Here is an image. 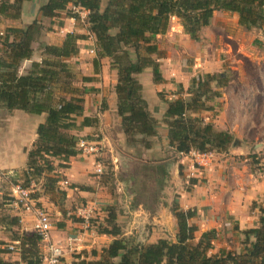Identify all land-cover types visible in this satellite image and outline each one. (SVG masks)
<instances>
[{
	"label": "trees",
	"instance_id": "trees-1",
	"mask_svg": "<svg viewBox=\"0 0 264 264\" xmlns=\"http://www.w3.org/2000/svg\"><path fill=\"white\" fill-rule=\"evenodd\" d=\"M25 1L30 0H1L0 16L20 19ZM69 5L88 11L87 29L96 39L95 70L100 68L102 58H111V67L118 73L115 85L118 114L127 142L130 145L142 142L146 148L152 146L147 138L158 135L159 120L150 111L137 76L151 67L154 81H163L157 35L166 33L171 19L178 18L194 40L200 39L201 30L210 25L216 10L237 13L239 24L246 28L264 24V0H108L104 7L102 0H47L40 12L42 17L54 19ZM68 16L79 18L77 13ZM42 28L41 20H34L24 27L9 26L6 32L0 33L3 46L0 49V106L10 112L20 109L46 114L28 151L23 180L18 178L19 170L14 176L9 177L8 173L7 177L26 187L42 180L45 193L65 197L67 192L60 184L66 179L59 169L67 168L70 159L80 154L77 147L80 138L75 132L97 122V118L89 116L78 122V117L84 114V89L74 86L75 73L69 63L70 58L80 53L79 41L86 39L87 34L69 32L59 45L44 42L41 59L33 60L27 72L21 73V64L34 57V44L39 43L37 38ZM132 52L136 54L135 59ZM228 81L225 73H203L191 79L186 91L180 85L172 100H166L163 92L159 93L168 104L164 121L168 126L169 145L175 152L224 153L241 144L231 131L218 129L213 121L202 116L203 112L213 109L210 101L222 95L217 88L226 86ZM260 210V225L243 231L245 247L241 253L226 249L212 253L217 237L215 229L202 232L196 242L198 227L190 222L196 210H184L178 203L172 208L178 224L176 241L161 238L149 244L127 243L119 237L122 231L112 214L100 233L113 235V241L102 249L99 258L87 259L80 255L72 264H264V206ZM7 225L20 228L19 217L13 216ZM12 239L19 242L23 262H42V238L37 232L22 231ZM9 252L7 247L0 246V264H16L2 256ZM92 254L97 255V251L93 250ZM118 257L120 260L114 261Z\"/></svg>",
	"mask_w": 264,
	"mask_h": 264
},
{
	"label": "crops",
	"instance_id": "crops-1",
	"mask_svg": "<svg viewBox=\"0 0 264 264\" xmlns=\"http://www.w3.org/2000/svg\"><path fill=\"white\" fill-rule=\"evenodd\" d=\"M46 2L47 0L25 1L22 5L20 19L15 20L13 22L14 24L8 26L24 27L34 20L40 19L42 17L40 7ZM84 13L87 15V11ZM59 19H61L62 22L60 23L62 24L58 26L55 25L56 32H52L51 34L44 33L41 41L48 44L59 45L69 32L84 33V30L78 29L76 20L73 17H69V19L67 17H61ZM53 20H55V18ZM171 20L170 28L166 33L157 35L158 48L161 52L158 61L160 63L163 81L158 83L154 81L153 69L151 67L146 68L137 76L142 84V93L149 104L150 111L153 116L159 120L158 135L147 138L152 142V146L150 148L143 146L145 150L144 155L146 154L150 157L149 159L166 151L165 148H170L168 126L164 121V114L168 104L161 99L159 93H168L167 95L164 94L165 99L172 100L176 97L175 92L179 89L178 85H183L184 89L186 88L187 90L194 76L219 71L217 65L211 64L216 51L211 50L209 45L219 41L220 33L218 32H220L221 28L226 27L225 30H227L230 26L234 28L240 26L237 13L216 10L210 25L201 30L200 39L194 40L184 31L178 18L173 17ZM0 29H2L1 23ZM87 30L88 29H86V34L90 33ZM170 45L172 48L182 51L179 61L174 59L175 57L172 54ZM79 47L80 53L69 59V62L71 61L75 64V71L84 79V114L78 117V122H80L84 116L97 118V122L75 133L80 138L89 137L91 139V135H95L94 137L100 135L99 138L93 139L98 140L103 147L101 154L98 155L101 156L106 144L112 146V149H114L113 146L119 141L127 143V136L121 124L122 119L118 114V96L115 90V85L118 82V73L116 69H112L111 58L109 57L102 58L100 68L97 71L95 70L94 59L96 58V52H94L95 54H91V50H95L96 47V39L93 34L84 40H80ZM164 51H167L166 54ZM88 55H94L90 58L91 62L86 59ZM41 57L42 54L35 51L32 59L22 63L20 68L21 73H26L32 61H39ZM213 69L214 71L212 72ZM202 116L206 118L207 115L203 112ZM45 118L46 114H31L20 109L10 112L0 106V183H4L5 175L7 176L11 171L25 169L28 161V151L32 148L37 138L38 125L43 122ZM220 129L228 130V127L225 126V128H222L221 126ZM234 130L235 128L233 127V130H231L232 133ZM89 134L91 135L88 136ZM244 144L245 143L242 145L244 146ZM243 146H240L239 149L243 150ZM129 149L133 150L135 147L129 146ZM232 150L233 149H231V152L234 151L235 155H242V152H239L238 149ZM82 155L85 156V154ZM82 155L79 154L72 158L65 173L68 180H64L62 183H81V181L86 180L87 169L91 168V166L93 167L94 163H92L91 159L83 158ZM193 155L194 152H190L189 154L178 153V158L180 160L177 162L174 173L179 166L187 163L189 164L187 159ZM225 155H228V152H214L212 157L216 159L215 162L212 163V165L207 164V170L211 172L209 186H197L195 184L197 182H195L194 188L191 191H187V189L184 190V188L175 189L176 182L179 181V178L177 180V177H175V185L166 184V189H164L163 192L167 194L166 202L169 205L172 204L175 195H177L178 203H180L182 209L196 210V216L192 218L190 222L195 224L198 229L200 228V231L216 230L217 237L214 241L212 253H218L221 249L241 253L244 251L245 247L243 243L245 238L243 231L260 225V217L262 215L260 207L264 206V179H260L253 175L246 164L239 167L237 163H228L230 158L225 157ZM155 158L160 159V157ZM189 166L193 168L192 165L189 164ZM194 168L196 169V167ZM183 184L186 185V182H183ZM100 185L101 187H98ZM104 186V184L98 183L96 187L102 189ZM73 187L77 188L74 185ZM208 187H210L209 191L207 189ZM72 192L76 197H79L78 194H75L74 189H72ZM97 192L99 193V191ZM79 193L82 195L83 192L80 191ZM98 193L96 194L99 195ZM72 195V193L68 194V196ZM133 195L134 194H132V197H134ZM84 197H86L85 194ZM91 197L92 198H89L88 202L96 207L97 200L99 199L94 197V200L93 196ZM36 200L37 203H40L42 198L39 197L36 198ZM90 210L91 208H86L84 212L89 213ZM128 210L134 215V228L136 225V227L140 229L143 220L149 221L150 225L152 224V227H150L152 231H150L151 229L148 227V233H146V235L140 234V241L143 243H155L161 238L176 241L178 234L177 219L172 211L170 212L167 210L163 202L160 203L159 206H156L155 209L150 208L148 203H138V205L129 206ZM14 213V215L19 217L21 231H27L28 233L36 232L34 212L18 209L14 211ZM169 213L171 222L167 224L164 217L168 216ZM135 233H140V231L136 230ZM50 235L51 241L65 244L68 237L70 235H76V233H68L63 225H53ZM105 236L108 237L109 240L115 238L113 235L106 234ZM250 237L251 240L255 239L254 235ZM0 242H5L6 244L0 245L5 247L16 241H14L8 233H4L0 235ZM48 245L46 240H41L40 249L42 262L40 264H45L43 257L48 253ZM11 254L14 256L13 258H9L10 253L2 254V256L6 260L16 262V264L18 262H23L20 252ZM66 257H68V255ZM23 263L26 264L25 262ZM67 263L71 264V260ZM64 264H66V261H64Z\"/></svg>",
	"mask_w": 264,
	"mask_h": 264
},
{
	"label": "rangeland",
	"instance_id": "rangeland-1",
	"mask_svg": "<svg viewBox=\"0 0 264 264\" xmlns=\"http://www.w3.org/2000/svg\"><path fill=\"white\" fill-rule=\"evenodd\" d=\"M107 1L102 0L103 7ZM74 7L73 5H69L55 20L45 17L36 19L41 20L43 28L40 36L37 38V42L39 43L34 44L35 51L41 53V47L45 44L41 41L42 35L44 33L51 34L52 32H56L55 25L62 24L59 18L67 17L69 19V14H79L78 19L74 18L76 26L78 29L84 30V33H87V15L84 13L86 10L78 8V11H76ZM15 20L17 19L0 16V23L2 25L0 31L6 32L7 27H9L8 25L14 24ZM225 28H221L220 32H218L220 33L219 41L211 43L209 47L211 50L216 51L211 64L217 65L219 68V71H214L213 69L212 72L214 71V74L225 73L229 81L224 87H216L221 90L222 95L210 101L213 104V109L204 113L207 115V120L213 121L218 129L221 126L222 128L228 127L229 131L233 130V127L235 128L233 134L241 144L232 146L228 150V155H225V157L230 158L228 163H237L239 167L246 164L253 175L264 179V24L260 27L251 28H246L242 25L237 28L230 26L227 30ZM91 34L88 33L87 37ZM52 35L57 36L55 34ZM1 42L2 39L0 38V49L3 48ZM170 49L175 57L174 59L179 61L182 51L172 48L171 45ZM164 52L166 54L167 51ZM132 53L135 59L136 54ZM92 56L88 55L86 57L87 61L91 62L90 58ZM153 57L156 58L157 56L154 54ZM69 63L75 73L73 78L74 86L82 91L84 79L75 71V64L71 61ZM178 87L179 89L177 90H180L179 85ZM184 90L186 91V88ZM163 94L167 95L168 93ZM183 95L186 98L188 97L187 94ZM94 136L91 135L92 138L100 137V135ZM86 139L91 138L86 137ZM119 142L113 146L114 149H112V146L106 144L101 156H84L80 152L83 158L91 159L94 165L87 169L86 180L81 181V183L68 182L64 184V182H61V188L67 192L65 197H61L59 193H54L53 195L45 193L42 180L38 183L33 181L29 185L32 189V196L34 198H42V201L37 203V205L49 213L54 226L63 225L68 233L74 232L81 236V240L74 244L68 245V242L65 244L60 243L63 245L65 251L64 261H66V264L70 260L72 264L76 257L80 255L87 259H97L100 257L102 249L109 246L113 241V239L109 240L105 236L106 234L100 233V230L108 223L107 221L112 214L116 216V222L122 231L119 237L124 238L127 243L145 244L140 241V234L146 235L148 227L151 229L152 224L150 225L149 221L143 220L140 229L136 225L134 228V215L130 213L128 207L138 205V203H148L150 208L155 209L156 206H159L163 202L167 210L171 212L173 205L178 203L177 195H175L172 204L169 205L166 202L167 194L163 190L166 189V184L175 185V177H177V180L179 178L175 189L184 188V190L191 191L194 188L193 180H196L197 183L195 184L197 186L210 185L211 172L207 170L206 166L212 165L215 162L216 159L212 156H209V159L203 162L200 158L197 161L193 156H190L187 162L190 165L193 164L196 169L191 168L187 163L181 165V167L179 166L174 173V169L177 167V162L180 159L178 158V153L171 147L165 148L166 151L155 156L160 157V159H156L155 157L149 159L150 157L146 154L144 155L145 150L142 142H139L137 145H130L124 141ZM243 143H245L244 146L242 145ZM129 146L135 147V149L131 150ZM240 146H243L244 149H239ZM231 149H238L239 152H242V155H235L233 150L231 152ZM71 161L72 158L69 164ZM97 161L103 165V172L100 174L96 173ZM67 168L59 169L66 180H68V177L65 175ZM18 170L21 172L18 178L23 180V169ZM15 171H11L9 177L14 176ZM9 177L5 175L4 183H0V235L8 233L13 238L17 233H22L21 227L7 225V222L11 221L13 216H17L14 215V211L24 208L22 204L16 205L14 203L15 198L11 189L13 182ZM183 182H186V185ZM98 183L104 184V188H98L101 185L96 187ZM73 185L77 188H74ZM72 189H74L75 194H78L79 197L74 195ZM207 189L209 191L210 187ZM80 191L83 192L82 195L79 193ZM69 193L73 195L68 196ZM131 193L134 194V197H132ZM84 194L86 197H84ZM91 196H93L94 200V197L99 199L97 200L96 207L88 202L89 198H92ZM52 199L55 200V203ZM178 205L180 206V203ZM86 208H91L89 213L84 212ZM164 218L166 223L170 224V213ZM136 230H139L140 233H135ZM201 234L202 231L199 228L196 232V242ZM93 250L97 251V255L94 256L92 254ZM9 253V258H13L14 256L11 253H14V251L10 250ZM67 255L68 257H66ZM119 260L120 257L114 259V261Z\"/></svg>",
	"mask_w": 264,
	"mask_h": 264
},
{
	"label": "built area",
	"instance_id": "built-area-1",
	"mask_svg": "<svg viewBox=\"0 0 264 264\" xmlns=\"http://www.w3.org/2000/svg\"><path fill=\"white\" fill-rule=\"evenodd\" d=\"M80 7H74L76 11H78ZM92 53L95 52L94 49L91 50ZM77 147L80 150L81 154L85 155H99L102 152V145L98 140L95 139H86L80 138ZM194 152L193 157L195 160H199V158L203 161L209 159V156H212L214 152H206L201 153L198 151ZM182 154V153H181ZM194 168V165L192 164ZM103 172V165L98 162L96 166V173ZM12 193L14 196V203L16 205L22 204L23 208L28 212L35 213V229L36 232L41 236L42 240H46L48 242V253L43 257V261L45 264H64L65 251L63 246L59 243H55L51 241L50 232L52 230L53 224L51 222V218L49 213H47L44 209L37 205V200L32 196L31 187H26L21 183H13L12 185ZM81 240V236L79 234L70 235L67 239L68 245L74 244L77 241ZM18 241L10 244L7 248L14 252H20V247L18 246ZM17 264H24L23 262H18Z\"/></svg>",
	"mask_w": 264,
	"mask_h": 264
}]
</instances>
